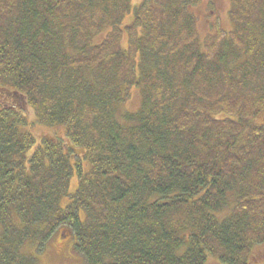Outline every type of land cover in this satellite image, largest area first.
<instances>
[{
  "label": "trees",
  "instance_id": "trees-1",
  "mask_svg": "<svg viewBox=\"0 0 264 264\" xmlns=\"http://www.w3.org/2000/svg\"><path fill=\"white\" fill-rule=\"evenodd\" d=\"M173 2L0 0V264L62 229L78 264H247L264 241V0L234 1L222 48L153 19Z\"/></svg>",
  "mask_w": 264,
  "mask_h": 264
},
{
  "label": "rangeland",
  "instance_id": "rangeland-1",
  "mask_svg": "<svg viewBox=\"0 0 264 264\" xmlns=\"http://www.w3.org/2000/svg\"><path fill=\"white\" fill-rule=\"evenodd\" d=\"M146 0H130L131 5L134 7ZM157 7H162L160 2L164 3L165 0H157ZM174 5L178 8H182L175 16L159 15L156 11L153 19L162 20L165 18H176L175 27L182 29L184 35H188L185 26L190 25V35H195V38L199 42L210 44H216L221 46L223 36L233 32L236 27L240 26L238 22L233 18L234 1L235 0H172ZM185 3V4H182ZM187 5V6H186ZM186 6V10H185ZM154 10V9H152ZM13 22V18L10 19ZM132 15L126 14L120 23V28L123 30L121 36L118 37L116 45L124 51L129 47V37L127 34V27L133 24ZM119 29V28H118ZM110 28L101 26L95 38L94 44H98L99 40L103 37L105 31H110ZM95 32V31H94ZM155 44L160 43V39H154ZM236 42H238L235 39ZM211 46V45H210ZM238 46L242 47L238 44ZM238 50V47H235ZM240 55L243 54L241 48H239ZM140 104V94L137 90H131L128 98V102L120 106L117 110L118 115L121 116L124 113H133L137 111ZM244 109V107H243ZM242 109V110H243ZM26 117L29 119L33 126L30 127V131L36 139L39 138H56L64 136V129L62 127L46 128L40 126L34 118L32 111L26 108ZM248 114L251 117L252 122L256 126L264 125V106L255 110L254 108H247L245 115ZM227 114L218 115L221 119L222 116ZM235 117V116H234ZM246 117V116H245ZM236 118V117H235ZM77 187V180L75 177L70 179L69 190L75 191ZM63 230V229H62ZM59 230L55 232L49 239L44 250L37 256L38 264H78L79 256L73 251L72 243L73 237L67 230ZM25 250L33 251L34 246H25ZM27 252V251H26ZM206 264H218V261L213 257H208ZM247 264H264V241L258 245L252 246L251 253L248 257Z\"/></svg>",
  "mask_w": 264,
  "mask_h": 264
}]
</instances>
